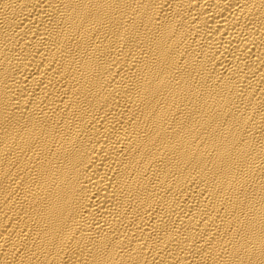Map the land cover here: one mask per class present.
I'll return each instance as SVG.
<instances>
[{
  "label": "bare ground",
  "instance_id": "obj_1",
  "mask_svg": "<svg viewBox=\"0 0 264 264\" xmlns=\"http://www.w3.org/2000/svg\"><path fill=\"white\" fill-rule=\"evenodd\" d=\"M0 264H264V0H0Z\"/></svg>",
  "mask_w": 264,
  "mask_h": 264
}]
</instances>
